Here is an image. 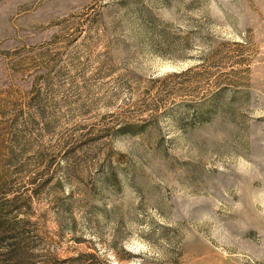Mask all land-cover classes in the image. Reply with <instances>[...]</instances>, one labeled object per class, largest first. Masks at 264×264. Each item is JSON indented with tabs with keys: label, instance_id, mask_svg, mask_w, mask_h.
<instances>
[{
	"label": "rangeland",
	"instance_id": "rangeland-1",
	"mask_svg": "<svg viewBox=\"0 0 264 264\" xmlns=\"http://www.w3.org/2000/svg\"><path fill=\"white\" fill-rule=\"evenodd\" d=\"M0 202L27 264H264V0H0Z\"/></svg>",
	"mask_w": 264,
	"mask_h": 264
},
{
	"label": "trees",
	"instance_id": "trees-1",
	"mask_svg": "<svg viewBox=\"0 0 264 264\" xmlns=\"http://www.w3.org/2000/svg\"><path fill=\"white\" fill-rule=\"evenodd\" d=\"M4 209L3 203L0 202V264H27L30 257L26 251L27 246L13 228L5 226L3 221ZM16 213L19 215V213L24 212L16 210Z\"/></svg>",
	"mask_w": 264,
	"mask_h": 264
}]
</instances>
